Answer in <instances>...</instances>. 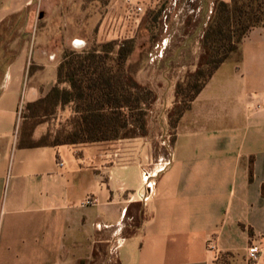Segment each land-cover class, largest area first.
<instances>
[{"label":"crops","instance_id":"obj_1","mask_svg":"<svg viewBox=\"0 0 264 264\" xmlns=\"http://www.w3.org/2000/svg\"><path fill=\"white\" fill-rule=\"evenodd\" d=\"M133 1L138 22L126 0H0V264H253L249 246L264 247V28L248 33L240 58L219 67L173 128L165 109L201 47L167 38H202L216 0ZM150 22L164 37L159 55L134 67L145 85L158 70L161 134L150 124L148 135L20 146L23 105L58 82L49 37L74 36L82 50L89 36L136 41ZM185 52L195 58L181 60ZM88 196L96 203L84 207Z\"/></svg>","mask_w":264,"mask_h":264},{"label":"trees","instance_id":"obj_2","mask_svg":"<svg viewBox=\"0 0 264 264\" xmlns=\"http://www.w3.org/2000/svg\"><path fill=\"white\" fill-rule=\"evenodd\" d=\"M256 27L264 28V0H216L201 39L198 66L177 83L174 109L169 116L170 121L176 119L171 122L173 128L219 67L231 53L240 50L244 38ZM134 43L135 40L111 42L105 52L72 51L65 55L58 68L57 84L46 97L27 105L70 106L73 116L65 128L67 140L37 141L33 137L35 129L25 128L20 129V146L112 141L131 136L138 129L146 133L155 93L131 71Z\"/></svg>","mask_w":264,"mask_h":264},{"label":"rangeland","instance_id":"obj_3","mask_svg":"<svg viewBox=\"0 0 264 264\" xmlns=\"http://www.w3.org/2000/svg\"><path fill=\"white\" fill-rule=\"evenodd\" d=\"M215 3L214 2V6L215 7ZM71 7H69V11L71 12ZM214 11V9H213ZM213 14V12H212ZM212 14H208L209 16V20L208 23L212 17ZM69 16H71L69 14ZM52 18H54V15L51 16ZM58 22L55 20H48L46 22V24H48V26H52L55 27V25ZM65 25V32H73L74 33V23L75 24V28H77V24L81 25L82 22L80 20H77L76 22H64ZM71 24V25H70ZM70 25V26H69ZM147 26H149L150 32L149 34H145L144 36H141L138 38V40L135 41L134 43V53L132 54V56L130 57V61L133 64V68H131L132 72L135 74L137 71V68H135L136 66H141L145 61L150 60L151 58L155 59L156 56H158L159 54H157L155 52V47L157 45H160L163 43V39L164 37L161 36H157V24L153 23H149ZM37 28L40 29V25H37ZM68 28H70V30H68ZM73 28V29H72ZM206 29V28H205ZM205 31V30H204ZM204 34V32H203ZM75 39L74 36H60V37H49L48 38V46L50 49V55H51V59L55 60V58L58 61H62L64 56L67 54H70L72 51H91V50H98L101 52H105L108 51L110 49L109 47V43L111 42H99L96 37L94 36H89L86 37L85 39H87V45L82 49L79 50L77 48L74 47V42L73 41ZM169 39V44L171 45H180V44H187L190 46L189 48L195 49V47L197 46L196 44L199 42L200 43V47H201V51H200V55L202 53V43H201V39L199 37H180L178 35L173 36V37H169L167 38ZM73 43V44H72ZM118 48L116 47L115 50H117ZM165 55H169V56H174V54L172 53H164ZM182 57L180 58L181 60H193L195 58V54L194 53H190V52H185L180 54ZM115 56V55H112ZM240 58V51H236L230 54V57L228 58V60H238ZM135 66V67H134ZM195 69H190L189 71H194ZM175 75H182L181 72H184V70H180V69H176L175 71ZM187 74V73H186ZM185 74V76H186ZM184 76V78H185ZM147 79L149 80V83H147L146 85L149 86L150 88L152 87V85H156L157 82H159L160 80V76L158 75V70H150L147 72L146 75ZM55 84H51V85H47L44 86L42 88V92H41V98L46 97V95L50 92V90L52 89V87H54ZM40 98V99H41ZM165 104V102H156L154 101L151 111H150V115H149V122L147 125V131L146 133L142 132L140 129L137 130V132H135V134H141V135H148L150 132V124L151 126H154L153 131H157L159 134L160 133V119H161V111L163 110V105ZM174 109V105L170 106L168 109H165V117L167 116L168 118V123L169 125L172 127V123H174V121L176 119H172V121H170V112H173ZM73 113L71 110L70 106H52L50 104H44L42 106H28L27 104L23 105L22 111H21V126L20 129H27V130H33L35 129L36 132V138L35 140H41L43 139L44 141L48 142V143H54V142H65L67 140V134L65 131V128L69 127V122L70 119L72 118ZM24 117H27L28 119L25 121ZM176 118V117H175ZM172 122V123H171ZM34 132V133H35ZM132 134V135H135ZM221 264H225V263H221ZM228 264H231L230 262Z\"/></svg>","mask_w":264,"mask_h":264},{"label":"built area","instance_id":"obj_4","mask_svg":"<svg viewBox=\"0 0 264 264\" xmlns=\"http://www.w3.org/2000/svg\"><path fill=\"white\" fill-rule=\"evenodd\" d=\"M127 2V8H126V17L129 20L139 21L138 14L143 12V8L139 5L134 4L133 0H126ZM61 166H63V163H61ZM96 203V200L94 196H88L83 202L82 206H92ZM264 255V247L260 244L253 243L249 246L248 249V257L249 260L253 264H258L261 260V258Z\"/></svg>","mask_w":264,"mask_h":264}]
</instances>
